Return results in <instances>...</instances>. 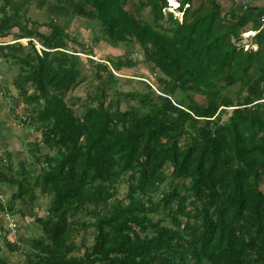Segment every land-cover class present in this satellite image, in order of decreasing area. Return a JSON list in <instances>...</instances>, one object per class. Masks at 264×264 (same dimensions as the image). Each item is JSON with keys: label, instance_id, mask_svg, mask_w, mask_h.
Wrapping results in <instances>:
<instances>
[{"label": "trees", "instance_id": "16d2710c", "mask_svg": "<svg viewBox=\"0 0 264 264\" xmlns=\"http://www.w3.org/2000/svg\"><path fill=\"white\" fill-rule=\"evenodd\" d=\"M196 1L168 12L167 0L32 2L47 21L0 8L16 121L41 137L25 158L0 155V192L14 187L0 198V264H264V4ZM75 18L93 24L92 44L125 52L71 49ZM248 31L255 48L237 44ZM141 61L150 75L134 70ZM83 82L84 99L73 95ZM5 213L32 218L36 234L14 238Z\"/></svg>", "mask_w": 264, "mask_h": 264}, {"label": "rangeland", "instance_id": "374dc122", "mask_svg": "<svg viewBox=\"0 0 264 264\" xmlns=\"http://www.w3.org/2000/svg\"><path fill=\"white\" fill-rule=\"evenodd\" d=\"M3 1L4 3L0 4V8H4L6 6V9L7 8L9 9V7H12V5L13 6L15 5L16 8L18 9V12L20 10V14L21 12H23V9L25 10V8H28L29 16L38 18L40 19V21H47L49 18L53 17L52 15L50 17V15L45 10H38L34 6H32V2L36 3V0H29V2H27V0L26 2L24 0H0V2H3ZM217 1L221 3L222 7H226V8L232 2V0H217ZM249 2L252 4H258V5L264 4V0H249ZM175 3H177V1H175ZM167 4H168V1H167ZM147 10L148 8H146L144 12H146ZM10 11L11 10H9V12ZM163 11L168 12V9L164 8ZM172 12L174 15L180 16L178 9ZM79 19L80 18H77V19L75 18V20L73 21L74 23H72L69 27H67L70 34L76 38V42L73 41L74 43H70L69 45L71 49L72 48L79 49L80 48L78 44L79 42L90 44L91 43L90 38L93 36V33H95V31H93L91 28H87V24L93 25V24H90V20L86 21L85 19L82 18L81 19L82 22H81L79 21ZM91 21H94V20H91ZM29 25L32 27V24H29ZM94 26H95V23H94ZM47 29L48 27L45 25L39 26V30L41 31H45ZM12 31H16V28H13ZM253 32L254 31H248V32L242 33L237 44L241 46L243 45L245 49L255 48L256 45L254 44L253 39H252V34H254ZM12 36L13 35H10L6 39H10ZM33 40L36 43L37 50L40 51L42 49V45H40L35 39ZM133 45L134 46L131 48L132 50L135 51V53L132 54V56L140 60L142 55L141 53H137V49L139 48L136 44H133ZM92 46H93L92 47L93 48L92 58L96 60H99L101 58H106L107 56H120L125 52V49H126L125 45H119V46L114 47L103 41L99 43H94L92 44ZM81 55L84 60L87 59L86 54L81 53ZM134 70H136L139 73H145V74H149V71H150L149 66L143 61L139 62L136 65V68ZM0 72H1L0 73V88H4L3 93L2 91H0V106L3 104L2 107H0L1 109L3 108V110L0 111V114L4 112L3 119L0 118V125L3 124L0 126V141H1L0 142V155L4 153V150L6 149V151L11 152L12 157L14 158V161H15L16 159L26 157L29 151V146L26 145L28 142H32V140H34L35 138H37L39 142H41V139H40L41 137L39 133H37L36 131H32L31 127L26 126L25 124L19 125V123L16 121L17 120L16 116L24 113L23 102L20 100L16 102L15 104L14 100H12L14 98H17L18 96L17 89L12 85V80L14 78L16 70L15 69L13 70V67H9L7 64L0 63ZM132 72L133 71H131L130 69H126L124 73L132 74ZM134 75H140V74L137 73ZM124 76L125 75H123V77ZM145 76L147 77V75ZM156 76L157 75L152 76L153 81L155 80ZM120 84H121L120 87L123 88L124 90H128L132 87L137 86L133 83H131L130 85L128 84L124 85L123 83H120ZM88 88H89V84L87 82H83L73 91V95L82 96V98L84 99L86 89ZM234 90H236V88ZM195 99L198 101L199 100L204 101V98L200 96H197ZM12 108H13V111H12ZM47 151H49L48 147L43 148V152H47ZM17 165H18L17 162H14L13 168L15 170L17 169ZM126 190H127L126 183H121L119 185L118 196L123 197ZM12 191H14L13 186L12 187L4 186L1 188L0 194L2 195L1 198L3 199V201H6L9 199ZM18 204H19V201L16 202V205ZM45 206H46L45 201H42L40 204L37 205L35 211L39 216H43L45 214ZM16 218H17L16 220L17 230L16 232H14V235H15L14 238L18 237V235L19 236L21 235L22 237H25V238H31L34 234H36V228L33 224L32 218L29 219L30 218L29 217L28 222L26 224L23 223V220H21L20 215L18 213L16 214ZM88 237L89 238L87 239L86 243L90 244L92 241L91 235H88ZM28 246L29 244L25 245L26 248H28ZM78 252L82 253L83 247L80 248ZM3 253L4 255L9 257L12 261H17V260L20 261L24 259L22 253L16 254L14 252H9L6 249L3 250Z\"/></svg>", "mask_w": 264, "mask_h": 264}, {"label": "built area", "instance_id": "2783aa9c", "mask_svg": "<svg viewBox=\"0 0 264 264\" xmlns=\"http://www.w3.org/2000/svg\"><path fill=\"white\" fill-rule=\"evenodd\" d=\"M168 1V4H167V6L166 7H164V8H166V9H168L169 10V4H170V1L171 0H167ZM175 1H177V0H175ZM236 4H242L244 7H246V5H248V3H249V0H233ZM177 4H178V2H177ZM180 13V12H179ZM32 41V38H20V39H18V41L19 42H21V43H23V44H25V45H27V43L29 42V41ZM34 41V40H33ZM2 197V195L0 194V198ZM4 218H5V221H6V224H7V226L13 231V232H16V230H17V228H16V226H17V222H16V219L12 216V215H10L9 213H5L4 214Z\"/></svg>", "mask_w": 264, "mask_h": 264}, {"label": "crops", "instance_id": "0c3cea01", "mask_svg": "<svg viewBox=\"0 0 264 264\" xmlns=\"http://www.w3.org/2000/svg\"><path fill=\"white\" fill-rule=\"evenodd\" d=\"M1 3H4V1H3V2H0V4H1ZM0 73H1V72H0ZM0 91H2V93H3V89H2V88H0ZM2 105H3V104H2ZM2 105H1L0 107H2ZM1 110H3V108H2V109L0 108V111H1ZM3 113H4V112H2V113L0 114V118H2V119H3V117H4V116H3V115H4ZM4 120H5V118H4ZM0 142H1V141H0Z\"/></svg>", "mask_w": 264, "mask_h": 264}, {"label": "clouds", "instance_id": "9594fccd", "mask_svg": "<svg viewBox=\"0 0 264 264\" xmlns=\"http://www.w3.org/2000/svg\"><path fill=\"white\" fill-rule=\"evenodd\" d=\"M24 38H27V37H24ZM17 41H18V39H17Z\"/></svg>", "mask_w": 264, "mask_h": 264}]
</instances>
